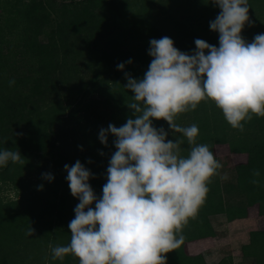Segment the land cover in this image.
Wrapping results in <instances>:
<instances>
[{
  "label": "trees",
  "instance_id": "obj_1",
  "mask_svg": "<svg viewBox=\"0 0 264 264\" xmlns=\"http://www.w3.org/2000/svg\"><path fill=\"white\" fill-rule=\"evenodd\" d=\"M249 5L251 23L241 35L251 42L255 35L264 34V0H249ZM0 8V150L20 152L24 161L0 168V183L20 189L18 200H0V264H79L72 255L53 261L49 248L60 245V235L71 238L68 225L79 200L62 178L47 183L37 172L34 184L27 181L40 170L36 159L52 153L56 143L73 146V163L68 165L77 160L84 164L95 176L89 180L92 189L101 197L116 149L115 137L109 135L105 146L99 132L109 124L122 126L132 115L127 103L134 93L124 87L125 73L143 78L152 60L151 39L167 36L189 54L196 48V39L218 47L219 34L210 29V21L220 9L212 0H0ZM60 22L65 26L59 33ZM129 59L131 64L126 63ZM120 63L125 64L123 71L117 68ZM175 122L182 127L198 125L197 143L209 145L213 154V133L220 131L230 153L247 155L246 183L240 185L235 175L230 185L223 183L219 169L209 192L228 222L246 218L254 206L264 220V118L253 117L241 132L208 101L180 114ZM76 125L85 129L81 148L69 143ZM153 126L164 128L169 140L181 136L173 135L164 120H153ZM183 139L181 155L186 157L190 146ZM256 169L261 173L259 186L251 183ZM230 194L239 202L231 203ZM205 218L202 206L196 219L184 227V237L206 238ZM30 227L32 236L26 234ZM249 246L254 264H264V229L250 232ZM166 257L169 264H186L184 243Z\"/></svg>",
  "mask_w": 264,
  "mask_h": 264
},
{
  "label": "clouds",
  "instance_id": "obj_2",
  "mask_svg": "<svg viewBox=\"0 0 264 264\" xmlns=\"http://www.w3.org/2000/svg\"><path fill=\"white\" fill-rule=\"evenodd\" d=\"M212 3L220 9L210 21V29L219 34L218 47L196 39L189 54L167 36L151 39L152 60L143 78L125 73L124 87L134 93L127 103L132 115L120 127L102 128L98 137L107 146L108 136H114L116 149L102 196L92 189L89 180L95 176L84 164L64 165L79 203L68 225L70 243L49 245L53 261L72 255L79 264H167L166 254L184 243L183 229L198 216L208 185L222 167L209 145L197 143L198 125L182 127L176 119L208 101L241 132L253 117L264 118V34L251 42L241 35L251 23L249 0ZM117 68L123 71L125 64ZM153 120L166 121L173 135L181 136L167 139L168 132L154 127ZM183 138L190 146L186 157L181 155ZM21 157L20 152L0 150V168L23 164ZM42 175L49 182L54 179L51 173ZM252 175L251 183L259 186L260 170ZM26 234L32 236L34 229Z\"/></svg>",
  "mask_w": 264,
  "mask_h": 264
},
{
  "label": "rangeland",
  "instance_id": "obj_3",
  "mask_svg": "<svg viewBox=\"0 0 264 264\" xmlns=\"http://www.w3.org/2000/svg\"><path fill=\"white\" fill-rule=\"evenodd\" d=\"M64 26V22L58 23L56 25V31L60 33ZM78 126H75L74 137L71 138L72 140H69V143L81 148L82 142H84L85 129H81ZM213 136L214 154L218 162L222 165L220 168L222 182L229 183L230 185L235 175L240 185L246 183L247 155L244 153H230L224 132L215 131ZM72 147H65V144L62 145L61 143L54 144L52 153L36 159V166H39L38 168L40 170H35L34 176H30L26 180L34 184L38 180L36 173L40 172L42 178V174L51 173L54 176L51 182L58 181L61 178L63 182H66L67 174L64 165L73 163L72 158L74 152L71 150ZM51 182L47 181V183ZM15 188L17 187L13 183L4 184L1 182L0 200L3 203L18 200L20 189ZM229 196L231 203L239 202V199L236 200L233 194ZM227 198L229 200V197ZM206 200H208V203L206 202L203 205L206 213V218L203 219V223L207 237L203 241H199L195 234L185 236L184 249L187 253V258H192L191 260H187L186 258V264H204V262L201 263L204 258H208L209 264H218L224 260H229L231 264H254L253 252L249 246V234L252 231L264 229V220L259 216L257 206L249 208L246 218L228 222L225 215L218 213L210 192H208ZM27 204H32V201H28ZM57 243L61 246H66L70 243V239H62L60 235L57 238ZM205 260L207 261V259Z\"/></svg>",
  "mask_w": 264,
  "mask_h": 264
},
{
  "label": "crops",
  "instance_id": "obj_4",
  "mask_svg": "<svg viewBox=\"0 0 264 264\" xmlns=\"http://www.w3.org/2000/svg\"><path fill=\"white\" fill-rule=\"evenodd\" d=\"M199 241H203V239H199ZM192 258H187V260H191ZM205 259H207V261L205 260ZM202 262H204V264H209V260H208V258H204L203 259V261H201V263ZM167 264H169V263H167ZM203 264V263H202Z\"/></svg>",
  "mask_w": 264,
  "mask_h": 264
}]
</instances>
